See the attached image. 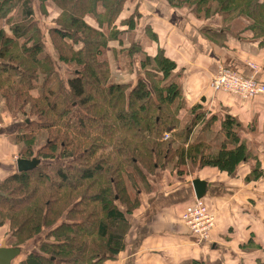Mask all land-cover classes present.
<instances>
[{
    "label": "trees",
    "instance_id": "16d2710c",
    "mask_svg": "<svg viewBox=\"0 0 264 264\" xmlns=\"http://www.w3.org/2000/svg\"><path fill=\"white\" fill-rule=\"evenodd\" d=\"M132 1L0 0V103L27 117L14 137L16 143L26 140V147L18 144V157L39 159L33 169L0 179L6 245L21 248L43 236L34 251L20 250L14 264H104L115 258L138 205L127 189V182L135 187V174L144 182L171 163L178 174L209 166L231 175L241 163L250 165L246 182L263 174L232 116L224 115L217 145L192 134L213 122L197 110L200 105L182 122L177 65L162 49L152 56L142 52L132 36L139 17L137 3L129 9ZM166 1L200 21L219 17L223 30L243 19L240 31H250L264 45V0ZM107 49L112 60L104 56ZM56 66L65 67L66 77ZM115 67L136 68L140 75L130 83L115 78ZM250 246L260 248L251 239L242 248Z\"/></svg>",
    "mask_w": 264,
    "mask_h": 264
},
{
    "label": "crops",
    "instance_id": "0c3cea01",
    "mask_svg": "<svg viewBox=\"0 0 264 264\" xmlns=\"http://www.w3.org/2000/svg\"><path fill=\"white\" fill-rule=\"evenodd\" d=\"M132 2L129 9L137 3L139 13L132 36L141 44L142 52L152 56L162 49L177 65L173 73L182 94V122L191 118L193 105H200L197 110L204 111L205 118L211 117L213 122L210 126H196L192 134L200 133L202 140L217 145L222 139L218 129L224 115L232 116L239 123V136L256 155L263 174L246 182L249 163L239 164L231 175L209 166L194 170L197 176L192 178H180L168 172V180L175 176V187L153 200L151 195L142 197L140 206L128 216L130 227L124 249L104 264H184L192 259L213 260L219 253L220 264H256L251 261L252 257L263 261L264 93L249 100L242 99L213 89L211 80L219 69L229 68L264 83V45L260 44V39L253 38L250 31H240L245 25L243 19L233 20L230 28L223 30L219 17L200 21L188 9L172 7L166 0ZM128 42L127 37L125 43ZM249 63L258 69L254 71ZM134 71L138 73L136 68ZM22 120L27 122L26 118L13 117L9 125L1 123L0 179L17 170L15 156H18L19 145L14 137L22 127ZM195 177L206 182V191L200 199L195 197L191 184ZM159 185H163L162 181ZM195 200L208 205L215 214V225L207 242L198 241L180 220L182 205ZM250 239L262 249L242 248ZM2 241H5L3 231L0 232V243ZM228 248H236V258L225 256Z\"/></svg>",
    "mask_w": 264,
    "mask_h": 264
},
{
    "label": "rangeland",
    "instance_id": "374dc122",
    "mask_svg": "<svg viewBox=\"0 0 264 264\" xmlns=\"http://www.w3.org/2000/svg\"><path fill=\"white\" fill-rule=\"evenodd\" d=\"M131 1V0H129ZM180 8H184L186 10L185 7L181 6ZM51 9H49L48 13L49 15H55L56 13V10H52L50 11ZM36 15L37 16H42L39 14L38 10L36 9ZM10 12H12V10H10ZM39 14V15H38ZM48 18V17H47ZM41 19V17H40ZM132 34V33H131ZM46 38V37H45ZM47 40V39H46ZM49 40V39H48ZM49 42V41H48ZM48 47L50 48V50L52 51V53L54 52V49H53V46L51 45V43L49 42L48 43ZM105 55L104 56H108L109 58L112 57V52L107 49L106 52L104 53ZM111 59V58H110ZM112 60V59H111ZM55 63L56 64H59L60 62L57 61V57H55ZM57 67V66H56ZM58 71H60L59 75H61V77H66V75L68 74L65 69V67H57ZM118 70V71H116ZM113 72L116 77L115 78H118V79H122L124 81H129L130 83L132 82V79L131 78H135V76L137 75H140L139 71L138 73L136 74V72L132 69H126V68H120V67H115L113 69ZM39 81L41 82V79H39ZM22 111L20 112H14L12 110H8L6 109L5 105H4V102L0 103V125L2 123V125L5 123L6 125H9L14 118H18V117H22V119L26 118V115L23 113ZM35 117L34 116H31L30 119H34ZM23 122V120H22ZM26 122H23L22 123V127L25 125ZM21 128V127H20ZM20 131V130H19ZM29 131L33 134L36 133V130H34V128H30ZM19 133V132H18ZM26 133L25 131L24 132H21V134H24ZM29 133V132H28ZM26 133V134H28ZM42 133V132H41ZM19 137V136H18ZM16 137V138H18ZM35 139V138H34ZM37 139V138H36ZM35 139V143L33 144L34 146L32 147L33 148V152L31 153H35V150L36 148L42 143V141L44 140V134H43V137H39V139H37L36 141ZM26 140L24 139H20L18 141V143L16 144H19L20 146L22 147H26ZM34 157V155H33ZM31 157V158H33ZM18 158H23V157H18V156H15V159L17 160ZM26 158V157H25ZM23 158V159H25ZM31 158H26V159H31ZM45 161V160H44ZM166 169L164 171L161 172V169L160 170H157L153 175H146V181L143 182L142 178H139L136 174L134 175L135 177V180H136V184H135V187L133 186V184L127 182V189H128V193L130 194L131 197H134V195H136L137 197V200H138V205H137V208L140 206L141 204V199L142 197L144 196H149L151 195L152 196V200L155 196H158L160 194H163V193H168L169 191H171V189H173L175 187V185L177 184L176 180H175V176L174 178H169V180L167 179V173L170 172V173H175V175H177L178 177H183V176H189L190 178H192L193 176H197V174H195V172H193L195 170L194 169H187L185 170V172H182V173H176L173 171L172 169V163L171 164H167V166L165 167ZM17 171V170H16ZM134 172V171H133ZM145 176V174H144ZM162 181L163 185H159V183ZM180 184V183H178ZM172 185H174L172 187ZM188 204V203H185L184 205H182V207L180 208L179 210V213L181 214L183 208L185 207V205ZM120 209L126 213L125 211V207L123 205H119ZM209 211H211V213L213 212L212 209L209 208V206L207 205ZM136 208V209H137ZM135 209V210H136ZM182 209V210H181ZM129 221H130V217L128 218ZM216 220V219H215ZM182 222V220H181ZM183 223V222H182ZM184 224V223H183ZM185 225V224H184ZM215 225V224H214ZM214 225L212 227V229L214 228ZM186 226V225H185ZM129 227H130V222H129ZM187 227V226H186ZM212 229L209 230V233L210 231H212ZM196 236V235H195ZM42 234H39L38 236H35L34 238H31L29 239V241L27 240L21 248H19L20 250L23 251L22 254H26L30 251H34L35 250V244L38 240H40L42 238ZM197 238V237H195ZM208 240H206L207 242ZM6 245V243H5ZM125 245H126V241H125ZM7 246V245H6ZM229 252L226 251V255L225 256H230V257H227L228 259H232L231 257L236 258V255L238 254V251L236 250V248L234 249H230L228 248ZM261 252H264V249L261 251ZM259 255V253H257ZM221 253H219V256L214 258L213 260L212 259H202L203 262L207 263V264H218V262H220L219 260H221ZM235 255V256H234ZM254 262L256 261L254 257H252L251 261Z\"/></svg>",
    "mask_w": 264,
    "mask_h": 264
},
{
    "label": "built area",
    "instance_id": "2783aa9c",
    "mask_svg": "<svg viewBox=\"0 0 264 264\" xmlns=\"http://www.w3.org/2000/svg\"><path fill=\"white\" fill-rule=\"evenodd\" d=\"M249 66L256 71L258 67L249 63ZM212 88L239 96L243 99H250L264 93V83L253 77H244L229 68H221L211 80ZM1 126V125H0ZM180 220L197 237L198 241H206L209 238V230L214 225L213 213L209 211L206 204L195 200L188 202L180 214Z\"/></svg>",
    "mask_w": 264,
    "mask_h": 264
},
{
    "label": "water",
    "instance_id": "95a60500",
    "mask_svg": "<svg viewBox=\"0 0 264 264\" xmlns=\"http://www.w3.org/2000/svg\"><path fill=\"white\" fill-rule=\"evenodd\" d=\"M39 163V159L33 157L31 159L18 158L16 160L17 171H26L33 169ZM195 197L200 199L206 191V182L199 178H194L191 181ZM20 252L18 247H8L5 242L0 243V264H11L12 260Z\"/></svg>",
    "mask_w": 264,
    "mask_h": 264
},
{
    "label": "bare ground",
    "instance_id": "6f19581e",
    "mask_svg": "<svg viewBox=\"0 0 264 264\" xmlns=\"http://www.w3.org/2000/svg\"><path fill=\"white\" fill-rule=\"evenodd\" d=\"M224 93H226V92H224ZM227 94H229V93H227ZM230 95H232V94H230ZM236 95H238V94H236ZM235 94H234V96H236ZM237 97H239V96H237ZM241 98V97H240ZM243 99V98H242ZM213 213V217H214V224H215V214H214V212H212Z\"/></svg>",
    "mask_w": 264,
    "mask_h": 264
}]
</instances>
